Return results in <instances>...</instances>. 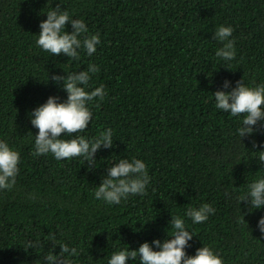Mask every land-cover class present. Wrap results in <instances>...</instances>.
Returning <instances> with one entry per match:
<instances>
[{"label": "trees", "instance_id": "1", "mask_svg": "<svg viewBox=\"0 0 264 264\" xmlns=\"http://www.w3.org/2000/svg\"><path fill=\"white\" fill-rule=\"evenodd\" d=\"M58 2L0 0V140L20 156L14 188L0 190V264H43L50 243L24 246L53 232L58 243L77 249L73 264H108L113 252L171 235V216L194 234L187 255L207 246L223 264H264L257 228L264 207L249 213L238 203L248 183L264 178L252 159L264 150V129L241 142L243 117L216 109L212 96L241 79L249 87L264 84V0H63L61 9L100 37L92 56L81 49L75 61L35 43L44 12ZM220 25L233 29L232 61L216 57L223 44L213 33ZM65 31H72L70 23ZM89 63L100 69L91 88L103 85L107 94L88 104L92 119L77 135L94 139L110 128L114 147L101 146L91 169L83 157H34L38 129L28 114L49 96L66 100L53 73L86 70ZM120 158L142 160L150 184L146 195L109 205L94 193L108 164ZM202 204L215 212L194 224L185 212Z\"/></svg>", "mask_w": 264, "mask_h": 264}, {"label": "clouds", "instance_id": "2", "mask_svg": "<svg viewBox=\"0 0 264 264\" xmlns=\"http://www.w3.org/2000/svg\"><path fill=\"white\" fill-rule=\"evenodd\" d=\"M62 3L63 0H59L55 7H50V10L44 12L47 18L40 21L36 45L51 55L62 53L71 61L80 58L78 50L81 49L88 56H92L100 43L99 34L88 35L89 30L84 21L71 17L67 10L61 9ZM66 23L71 24V32L65 31ZM232 31L231 26L220 25L213 33V38L223 44L216 51V57L223 61H232L236 55L234 41L230 39ZM99 70L97 65L89 63L86 70L72 71L66 75H51V80L66 91L67 98L60 102L58 97L49 96L45 103L28 114L31 125L38 129L34 135V148L31 153L34 157L51 154L58 161L83 157V164L87 162L91 169L96 167L95 153L101 146L105 149L114 147L113 132L110 128L101 131L94 139L77 135L87 129L92 119L88 104L97 98L103 101L107 94L103 85L91 88V77ZM228 86V80H224L223 87ZM89 88L91 90H86ZM212 96L216 109L233 117H243L241 126L237 129L241 142L243 137H251L264 129V84L249 87L241 79L236 81V86L231 91L217 90ZM258 122L259 126L256 127ZM63 136L70 139H61ZM251 143L253 149H256L257 142L253 139ZM260 147L264 149V142H261ZM253 152L256 155L252 159L260 164L259 169H264V150ZM19 162V153L7 142L0 140V190L14 188L19 173ZM150 179L142 160L133 158L130 161L120 158L108 164L107 174L101 177L94 196L109 205L119 204L129 195H146ZM225 195L231 194L226 191ZM27 196L33 201L37 198L35 194ZM241 202L249 213L264 207V178L247 184V191L238 197L239 207ZM214 212L215 209L209 204H202L198 208H188L185 216L194 224H199L205 222ZM169 223L173 229L171 235L166 233V238L153 239L151 244L145 241L137 249L128 247V250L113 252L108 264H127L129 260L138 261L139 264H223L222 258L207 246L198 248L194 255H187L185 248L194 234L186 228L185 221L180 217L171 216ZM257 228L261 236H264V215L258 219ZM46 243H50L51 248H48L42 257L43 264H73L70 257L77 255V249L58 243L55 232L47 238L26 241L24 249L45 248ZM56 245H59V252L54 254Z\"/></svg>", "mask_w": 264, "mask_h": 264}]
</instances>
